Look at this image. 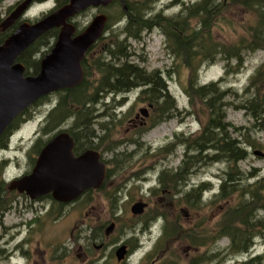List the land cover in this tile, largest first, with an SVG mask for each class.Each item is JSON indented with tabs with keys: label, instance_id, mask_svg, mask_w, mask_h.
Here are the masks:
<instances>
[{
	"label": "rangeland",
	"instance_id": "374dc122",
	"mask_svg": "<svg viewBox=\"0 0 264 264\" xmlns=\"http://www.w3.org/2000/svg\"><path fill=\"white\" fill-rule=\"evenodd\" d=\"M19 1L0 0V23L16 9ZM198 1L200 0H161L156 6V9L163 10L160 18L156 17L155 11L150 15L146 14V8H150L151 4L149 0L143 1V20H152L156 26L151 31L144 32L141 40L127 39L125 42L135 63L150 72L163 71L179 110L191 109L187 91L192 77L190 69L181 61H176L168 50L166 35L159 28V21L163 17L177 15L184 5L190 6ZM227 1H218L225 4L212 20V34L214 39L232 46L240 43L241 39L250 38L247 27L255 24L258 13L255 9ZM54 7H58L57 0H37L24 17L35 22L53 11ZM120 7L117 4L91 7L76 15L73 22L82 30L100 13H105L114 20L119 16ZM196 23V19L191 21L193 26ZM124 25L125 21L115 22L104 34V38L93 46L88 57L101 56L108 44L118 36L120 40L125 39ZM2 33L4 31L0 34ZM56 41L57 38L49 46L39 47L40 53L28 57L29 67H33V62L39 60V57L50 52ZM234 64L235 60L232 61L230 71L236 69ZM259 69L264 72V46L250 53L238 72L229 71L227 74L225 62L218 60L213 65L203 66L198 80L200 84L221 81L224 89L232 87L241 96ZM99 75L93 71L89 78L91 88L96 86L95 81ZM256 85L263 93L264 80L262 83L261 79ZM139 93L140 90L136 89L124 96L108 95L104 101L95 105V115L108 114L110 117H98L95 122L103 118L113 122L109 138L103 140L98 148L108 167L107 182H104L101 189L91 190L79 200L65 206L55 203L52 198L31 200L26 195L9 190L14 192L13 203L8 211L0 215V236L4 234L1 239L3 244L9 240L7 249L12 256L2 264H160L157 258L166 253L164 264H192L195 258L202 255L209 256V259H204L201 264H247L252 256H263L253 264H264L263 200L251 204L252 197L246 198L245 204L252 205L247 206V212L253 209L251 217L255 218L251 222L255 225V238L249 253L233 251L229 237L218 239L214 245L212 230L216 225L218 231L228 209L237 205L240 199L239 194H235L229 199L214 202L224 173L229 171L227 162L208 163L193 172L187 183L178 187L179 192L185 193L202 182L210 183L211 188L202 197L205 203L203 207L188 206L182 193L173 194L175 188L173 191L172 185L167 188L168 193L159 190L161 173L174 171L181 165L185 151L183 140L201 132L203 118L200 114L184 115L183 112L153 128L142 129L143 133L139 136L140 130H137L140 128H133L132 120L142 108H149V115L153 112L147 100L139 99ZM48 97L31 107L32 118L21 123L19 130L10 135L7 147H0V159H14L13 162L11 159L7 162L10 166L6 169V174L10 178L31 172L38 153L37 149L33 150L37 139L41 140L39 149L58 131L67 130L74 125V120L70 119L54 130L44 131L47 126L46 117L59 101L58 93ZM124 97L125 101L118 105ZM197 110L199 111V107ZM225 120L236 127H245L247 140L256 144L249 147L248 159L239 163L243 185H255L260 180L264 183V155L254 154V151L264 153V127L255 126L251 115L231 106L227 108ZM150 123L148 119L146 126ZM92 127L97 134L103 135L97 122ZM229 132L236 136L232 130ZM177 137L180 140L173 144ZM129 139H136V142L130 143ZM109 146L115 148L110 150ZM169 146L173 149L171 154L164 150ZM140 200L146 202L148 207L144 215H134L131 206ZM112 222L116 224L115 230L107 236L106 228ZM93 234H96L95 238ZM184 234H187V238L183 237ZM191 237L197 242L204 241V246L196 249L190 247ZM123 243L129 245L130 249L135 246V249L126 259L118 261L115 251ZM101 244L104 246L99 248ZM17 245L19 247L15 248ZM224 250L228 251L227 254L230 253L226 259ZM212 251L216 254L213 255Z\"/></svg>",
	"mask_w": 264,
	"mask_h": 264
},
{
	"label": "trees",
	"instance_id": "16d2710c",
	"mask_svg": "<svg viewBox=\"0 0 264 264\" xmlns=\"http://www.w3.org/2000/svg\"><path fill=\"white\" fill-rule=\"evenodd\" d=\"M68 1L57 0V8L65 5ZM218 1L200 0L190 6L184 5L177 15L163 17L159 21L160 27H158L166 35L168 50L174 55L176 61H181L184 66L190 69L192 78L190 79L187 93L191 109L179 110L176 100L169 90L168 83L164 79L163 71L155 70L150 72L135 63L131 58L133 55L129 52L128 45L125 44L126 40H141L144 32L151 31L156 26L154 22H151L152 20H143L145 7L135 12L131 3L126 1L128 10L125 11L120 7L119 1L115 0L113 4H117L121 10L118 14L119 16L115 17L114 20L109 17L105 33L115 22L125 21L123 30L125 39L120 40L118 36L117 39L112 40L99 57L89 58L87 53L83 60L85 71L83 82L74 88L55 92L59 95V101L48 113L46 117L47 126L44 131L54 130L64 125L70 119H73L74 125L67 129V131L76 140V150L80 151L82 148L98 150L102 141L109 138V131L112 128L113 122L106 121L107 119L105 118L96 121L100 126L101 132H103V135L97 134L96 130L92 127L96 123L95 119L98 117H109V115H95V105L101 100L104 101V98L108 95L114 96L118 94L124 96L136 89L140 90L139 99L147 100L153 109L152 115L149 118L151 123L137 130H140L139 136L143 133L142 129L148 130L153 128L183 112H185L184 115L200 114L201 118H203L201 132L183 140L185 151L182 163L174 171L167 170L161 173L159 177V190L168 193L167 190L169 189L167 188H171L172 185L173 191L175 188L173 194L182 193L184 202L188 206L190 205L193 208L196 206L203 207L205 203L202 197L204 192L211 188L210 183L202 182L191 189L190 192L185 193L179 192L178 187L187 183L188 178L193 172L208 163L227 162L229 164V171L224 173L219 193L216 194L214 202L216 200L229 199L235 194H239L240 199L237 205L228 209L227 214L224 216L223 224L219 226L220 228L217 231V239H220L223 235H228L231 239L233 251L247 253L254 243L255 232H253V229L255 225L251 222L255 218L251 217L253 209L247 212V206L250 207L252 205L245 204L246 198L252 197L253 203L251 204H256L260 200L264 201V183L260 180L255 185L248 187L243 185L239 163L248 159L250 156L249 147L256 146V144L247 140L245 136L246 132L244 131L245 127H236L225 119L227 108L231 106L251 115L255 126L264 127V92L261 93L262 89L256 85L261 79L263 83L264 72L260 69L257 71L241 96L232 87L224 89L221 81L200 84L198 75L203 66L213 65L218 60L225 62V65L228 67L227 74H229L232 68V61L235 60L236 64L234 66H236V69L231 70L230 73L238 72V69L243 66L245 58L250 53L259 49V47L264 46V0L227 1V3L230 2L255 9L258 13L255 24L247 27L250 38L241 39L240 43L232 46H227L223 42L214 39L212 34V20L220 13V7L225 4ZM151 2L152 0H150ZM160 17L159 15L158 18ZM193 19L197 20L194 26L191 24ZM58 32L59 30L54 28L45 33L31 48L22 54L20 59L30 66L28 60L29 52L32 49L37 51L41 46H49L57 38ZM7 36L8 33L0 34V42H3ZM39 64V60L33 62V67L31 68H34V74L38 72ZM93 71L98 72L100 75L95 81L96 86L91 88L92 84L89 82V78L92 77ZM29 73L31 74L32 72L29 70ZM48 96L41 98L33 105L41 103L45 99L47 100ZM231 98L232 100H228ZM124 101L125 97L118 102V105H121ZM33 105L27 108L7 127L0 136V147H7L12 132L18 129L21 123L32 118L33 114L30 110ZM197 107H199V111ZM230 130L235 132L236 136H233V133L229 132ZM175 140L173 144H176L180 140V137L175 138ZM128 141L133 143L136 142V139H129ZM38 142L41 143V140ZM120 143H123V141ZM114 148V146H109L108 149ZM35 149H37V152L40 150L36 146L33 150ZM164 150L167 151V154L173 152L171 146L166 147ZM33 162L34 160H32V164ZM6 163L7 161L0 164V215L8 211L13 203L12 196L14 192L9 191V183L5 182L2 178V172ZM251 175H254V173L251 172ZM90 191L88 190L86 193ZM261 208L264 209V203ZM95 237L96 234H93V238ZM183 237L187 238V234H184ZM189 240L190 247L194 249L205 244L204 241L197 242L193 237L189 238ZM134 249L135 246L132 247L130 253ZM166 254L159 256L157 262L160 264L166 263L164 259ZM262 257H254L247 264H253ZM206 258L209 259V256L202 255L195 258L192 264H201Z\"/></svg>",
	"mask_w": 264,
	"mask_h": 264
},
{
	"label": "water",
	"instance_id": "95a60500",
	"mask_svg": "<svg viewBox=\"0 0 264 264\" xmlns=\"http://www.w3.org/2000/svg\"><path fill=\"white\" fill-rule=\"evenodd\" d=\"M32 0H24L0 23V33L10 28L22 17ZM114 0H69L65 5L45 15L36 22L24 21L0 44V136L27 108L41 98L56 91L74 88L84 78L83 60L90 48L104 35L109 17L105 13L94 16L81 32L72 19L90 7H108ZM125 11V0H121ZM59 28L54 46L41 59L38 73L26 75V67L17 58L48 31ZM149 116V108L140 109L137 116ZM75 140L66 130L56 133L40 151L29 174L12 181L9 190L26 194L31 200L51 195L55 201L71 203L90 189H100L107 177V164L96 149L74 154ZM255 155L264 153L254 151ZM143 200L131 206L134 215L145 213ZM116 224L106 228L109 236ZM118 261L128 255V246L116 249Z\"/></svg>",
	"mask_w": 264,
	"mask_h": 264
},
{
	"label": "flooded vegetation",
	"instance_id": "af4514ba",
	"mask_svg": "<svg viewBox=\"0 0 264 264\" xmlns=\"http://www.w3.org/2000/svg\"><path fill=\"white\" fill-rule=\"evenodd\" d=\"M24 0H20L18 3H17V5L19 4V3H22ZM115 1V0H114ZM119 1V3H120V5H121V7L123 8V6H122V1L121 0H118ZM132 2H131V5H132V7L134 8V11L135 12H137L138 10H140L142 7H143V1H148V0H131ZM150 1V0H149ZM159 1H161V0H152V2L150 3L151 5V7L149 8V7H147L146 8V14H148V15H150L153 11H155V14H157V16L156 17H158L159 15H160V13H162V8L160 9V10H158V9H156V6H157V3L159 2ZM37 2V0H32L31 1V3H30V5L28 6V10H29V8L30 7H32V5L34 4V3H36ZM56 7V6H55ZM55 7L53 8V10L55 9ZM150 10V11H149ZM30 21V22H32L31 21V19L30 18H25L24 16H22L19 20H17V22H15L10 28H8L6 31H4V33H8V36H7V38L16 30V28L18 27V25L19 24H21L23 21ZM60 31V30H59ZM81 31V29H79V28H77V31H76V34L77 33H79ZM7 38H5L4 39V41L7 39ZM58 38V37H57ZM4 41L3 42H0V44H2V43H4ZM34 45V44H33ZM33 45H31L29 48H31ZM28 48V49H29ZM92 48H93V46H92ZM91 48V49H92ZM28 49H26V50H28ZM91 49L88 51V53L91 51ZM25 50V51H26ZM24 51V52H25ZM23 52V53H24ZM22 53V54H23ZM36 53H40V50H35V49H32L30 52H29V55H28V57H32V56H35V54ZM22 54L17 58V60H16V62H22L24 65H25V67H26V72H25V74L26 75H31L32 73L34 74V68H31V67H29L28 66V64H26V63H24L20 58H21V56H22ZM46 54V53H45ZM44 54V55H45ZM43 55V56H44ZM42 56V57H43ZM42 57H39V61H40V64H39V70H40V67H41V59H42ZM29 67V68H28ZM29 70L32 72L31 74L29 73L28 74V72H29ZM38 70V71H39ZM138 114H136V116H135V119H133L132 121H133V128H140V127H144V126H146L147 124H148V119H149V117H146V118H142V116L140 115V116H137ZM150 116V115H149ZM54 136V135H53ZM74 137V136H73ZM52 138V137H51ZM50 138V139H51ZM49 139V140H50ZM38 140V139H37ZM36 140V142H35V145H34V147L33 148H35V146H36V148H38V146L40 145V142H38ZM48 140V141H49ZM74 140H75V138H74ZM40 141V140H39ZM45 144H46V142H45ZM45 144H43L42 146H41V148H39L40 150L38 151V153H37V157H38V155H39V153H40V151L42 150V148L45 146ZM76 148H77V144H76V140H75V147H74V154H75V156H79V155H81L85 150H87V149H84V148H82L80 151H77L76 150ZM37 157H36V159H37ZM36 159H35V162H36ZM103 159V158H102ZM104 160V159H103ZM35 162H34V165H35ZM34 165H33V167H34ZM33 167H32V169H33ZM32 171V170H31ZM30 173V172H29ZM26 174H28V173H26ZM26 174H24V175H26ZM24 175H22V176H18V177H15V179L14 180H16V179H19V178H21V177H23ZM13 180V181H14ZM12 191H14V192H16V193H18V194H20L17 190H12ZM86 194V192L83 194V195H81L78 199H76V200H79L80 198H82L84 195ZM20 195H26V194H20ZM27 196V195H26ZM43 198H52V196L51 195H46V196H44V197H40V198H38V199H43ZM37 200V199H36ZM75 200V201H76ZM57 204H59L60 206H65V205H67V204H65V203H61V202H58V201H55ZM74 202V201H73ZM68 204H70V203H68ZM148 207V206H147ZM212 236L214 237V245L216 244V242L218 241V239H217V231H216V225H215V227H214V230H212ZM3 237H4V234L2 233V236H0V264H2V262H4V261H7L8 259H10L11 258V256H12V254H11V252L7 249V245H8V243H9V240H7L6 242H5V244H3L2 242H1V239H3ZM224 237H229L228 235H223V236H221L220 237V239H222V238H224ZM127 245V244H126ZM104 246V244H101V245H99V248H101V247H103ZM128 246V252L131 250L130 249V246L129 245H127ZM17 247H19V245H17L15 248H17ZM225 251V252H224ZM223 252H224V256H225V259L230 255V253H228L227 254V252L228 251H226V250H224ZM116 252V251H115ZM214 251H212V254L213 255H215L216 253H213ZM222 252V253H223ZM116 256V255H115ZM128 257V256H127ZM126 257V258H127ZM214 257H216V256H214ZM252 258H254V256H252L251 257V259Z\"/></svg>",
	"mask_w": 264,
	"mask_h": 264
}]
</instances>
